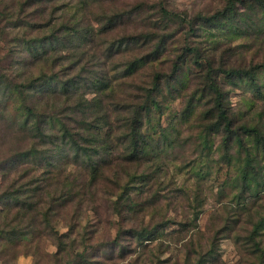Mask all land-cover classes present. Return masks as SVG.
Listing matches in <instances>:
<instances>
[{"label": "rangeland", "instance_id": "374dc122", "mask_svg": "<svg viewBox=\"0 0 264 264\" xmlns=\"http://www.w3.org/2000/svg\"><path fill=\"white\" fill-rule=\"evenodd\" d=\"M14 1L11 14L7 17L0 14V73L8 78L17 70L28 77L44 73H55V77L59 75L58 80L76 77L78 84L75 85L81 87L78 93L85 94L86 79L92 81L106 70L112 79L111 88L105 93L88 92L85 96L90 100L103 99L108 107L118 102L117 105L126 106L133 97L139 98L137 95L150 87L153 74L171 70L173 61L185 51L186 42L214 49L215 65L243 67L264 61V2L252 9L251 15L258 18L250 20L254 24L251 34L235 37L229 30L225 36L226 30L212 28L194 38L185 33L184 23L167 20L161 15L160 3L169 11H181L192 17L211 14L228 0H52L49 4L53 13L43 15L34 14L30 8L18 14L22 0ZM235 2L238 10H250L245 0ZM138 6L143 10L125 15L123 23L115 30L104 32L106 17ZM16 17L39 23L37 28L42 32L39 30L37 34H48L54 27H60L58 35L66 37L54 42V48H48L47 54L40 58L41 51L36 53L29 45L21 49L16 41L21 35V28L11 21ZM35 27L25 30H31L33 35ZM134 32H149L155 36L170 34L171 37L156 60L141 58L152 50L151 46L139 49L137 45L107 60V43ZM83 53L86 54L81 55ZM76 58L81 60L77 62ZM137 59L139 62L122 76L125 64ZM182 71V82L175 88L174 85L163 87V96H159L165 111L160 119L166 127V136L153 127L158 118L155 112L151 115V126L146 128L155 132L144 158L126 164L121 159L122 144L115 145L107 153L114 163H119L116 178H110L109 171L101 166L98 179L90 183L89 170H85L81 162L67 164L68 147L62 144L59 147L51 145L55 169L48 174L44 172L46 168L44 173L40 169L25 176L20 175L21 171L6 174L0 169L2 264H264V161H259V175L245 188L240 179L244 153L233 146L230 150L233 157L226 162L219 136L212 137L210 150L200 144L204 113L212 105L211 92L205 87V76L199 68L186 62ZM221 80L228 92L227 105L235 124L255 125L264 131V70H259L257 89L245 77L230 82ZM51 82L55 87L57 80ZM45 89L46 94L52 95L44 100H50L46 108L62 112L68 103L66 97L55 94L54 89ZM2 93L0 90V113L7 119L8 115L17 113L22 103L14 94L10 102ZM188 99H192L193 106L184 118L180 111ZM117 116L121 114L111 113L115 125ZM52 133L60 136L57 127ZM119 133L116 131L113 135ZM27 143L29 138L24 133L10 129L7 121H0V160L26 147ZM254 146H251L253 151ZM37 178L43 184L42 192L32 191L31 187L38 183ZM66 183L80 185L77 188L79 196L65 206L58 205ZM124 186L132 189L131 199L136 208L117 213L111 203L116 197L114 193H119ZM13 189H26L31 195L27 200L41 201L38 206L42 211L35 221L32 211L20 221H11L14 211L5 215L9 200L4 199V192ZM20 196L22 198L23 194ZM49 199L54 201L55 208L50 214L44 212L50 204ZM164 221L167 226H162ZM17 225L19 228H10ZM157 225L161 228L152 239L138 233L143 226ZM132 228L135 231L129 233ZM59 233L64 234L62 250H58Z\"/></svg>", "mask_w": 264, "mask_h": 264}, {"label": "trees", "instance_id": "16d2710c", "mask_svg": "<svg viewBox=\"0 0 264 264\" xmlns=\"http://www.w3.org/2000/svg\"><path fill=\"white\" fill-rule=\"evenodd\" d=\"M51 1L22 0L20 1L17 12L21 14L25 8H30L36 15H43L46 12L53 13L54 9L49 4ZM14 2V0H11L7 4L6 0H0V14L5 17L11 14V8ZM263 2L264 0H245L244 3L250 7V10L244 12L238 10L235 0H228L222 8L211 14H198L192 17L181 11H169L161 3L159 9L165 19L184 23L187 27L185 33L194 38L200 37L204 31L212 28L219 31L226 30L225 36L230 30L235 37H238L247 36L254 31V24L250 23V20L257 19L258 17L256 18L251 15L252 9L253 7L261 6ZM141 10H143V7L138 6L131 8L129 11H122L120 14L106 17V20H108L104 25V32L108 33L115 30L119 24L123 23L122 18L125 15H130L134 12L137 13ZM11 21L15 22V26L21 28V35L16 38L21 49H24L27 45L31 48L34 47L36 53L41 51V54H39L40 58L44 54H47L49 51L48 48H54V42L61 41L66 37V35H58L60 27H54L48 34H37L40 30L37 28L38 26L40 27L39 23H31L19 17L13 18ZM33 26L36 27L32 29V35L31 30L26 31L25 29L32 28ZM49 26H52V23ZM74 29L76 32L78 31L77 25L74 26ZM27 35L29 37H26ZM170 37V34L155 36L149 32L124 34L118 39L115 37L107 43V60L111 61L115 55L132 49L135 45L139 49H147L151 46L152 50L145 53L141 58L150 61L156 60L165 50ZM184 50L173 61L170 71L167 73L157 71L153 74L150 87L144 88L143 93L137 95L139 98L133 97L126 106L117 105L119 104L118 102L115 105L113 104L112 107H108V104L104 103L103 99L90 100L85 96L88 92L99 91L105 93L111 88L112 79L106 70L101 72V76H95L92 81L86 79L85 94L82 91L78 93L81 87L75 85L78 84L76 77L58 80L59 75L55 77V73L50 75L44 73L43 75L28 77L25 73H20L17 70L14 76L12 75L8 78L5 73H0V90L3 92L2 94H5L6 96H4L9 101L11 100L10 96L14 94L20 98V102L22 103L18 107L17 113L15 115H8L7 119H4L0 113V121H7L10 129H16L29 138V143H27L26 147L13 151L7 157L0 160V169L6 174L21 171L20 175L25 176L31 171L35 172L40 169L43 172V169L46 168L44 172L48 174L51 170L54 171L55 169L53 163L55 159L52 155L53 148L51 145L59 147V144H62L68 147L67 164L70 166L81 162V166L85 170H89L90 183L98 179L101 166L109 171L110 178H116L115 171H117L116 168L119 166V163H114L108 157L107 153L115 145L122 144L123 155H121V159L126 164L139 162L149 152L153 139L152 135L155 130L160 129V133L166 136V129H164L166 127H163L164 125L161 124L160 119L165 111L159 96H163V87L171 88L174 85L175 88L176 84L182 82L184 75L182 66L186 62H190L195 68H199L204 73L205 87L211 92L212 105L204 113L203 118L205 122L201 130L200 144L210 150L213 145L212 137L219 136L222 157L226 159V162H230L233 157L230 150H232L233 146L235 148L237 147L239 153L245 154L240 174L241 184L245 188L250 186L252 179L256 178L261 170L259 161H264V131L255 125H247L245 123L235 124L234 118L230 113V108L227 105L228 92L224 88L221 79H226L230 82L231 79L245 77L257 89L259 84V70H264V61L251 63L243 67L233 65L227 67L226 65H215L217 62L215 50L203 44H189L186 42ZM17 53L19 54L18 51ZM85 54L83 53L81 55ZM81 58H76L77 62ZM138 62V59L134 62H127L125 64L126 70L121 75L123 76L130 72L131 66ZM54 79L57 82L56 86L52 87L51 81ZM74 85L75 88L72 89ZM180 86H183V84H180ZM45 88L51 91L54 89L55 94H61L66 97L65 100L68 103L62 109V112H51L46 108V103L50 100L46 102L44 100L45 98L49 99L52 95L46 94ZM191 98L194 97L192 96ZM191 102L192 99H188L186 106L180 111L182 117L185 118L191 113L193 106ZM7 105L4 108L9 113ZM114 111H116V115L121 114V117L117 116L116 118V125L114 119L111 118V113ZM155 112L158 118L156 125H153V127L155 126V130L150 132L146 128L151 126V120L153 119L151 115ZM61 113L62 115H60ZM56 127L60 132V136L58 137L52 133ZM116 131L120 133L113 135ZM54 136H56L55 140H53ZM253 145H255L254 151L251 149ZM55 166H57L56 162ZM257 167L259 168L256 169ZM35 181L38 183L34 187H31L32 191L35 192V190L39 189L42 192L43 184L39 183V178L35 179ZM73 187H76V190ZM78 187L80 185L66 183L65 192L60 193L61 195L57 204L65 206L77 199L79 196ZM132 192L129 186H124L119 193H114L116 197L112 200L111 205L115 212H121L123 209L135 210V203L131 199ZM22 194L23 197L21 198L20 195ZM30 196L26 189L5 191L4 199L9 200L8 204L6 203V207L5 205L2 206V208L5 207V215L9 216L14 211V219H11V221H20L32 211V220L35 221L38 214L42 211V207L40 205L38 206L41 201L27 200ZM49 203L46 210H43L48 214L55 210L54 201L49 199ZM166 221L162 223V226H167ZM10 228L16 229L19 228V225ZM160 228L161 226L158 225L154 227L143 226L138 233L146 239H152ZM134 231L135 229L132 228L129 230V233ZM63 236V233H59L57 236L58 250H62L64 247ZM115 242L117 243L116 240Z\"/></svg>", "mask_w": 264, "mask_h": 264}, {"label": "built area", "instance_id": "2783aa9c", "mask_svg": "<svg viewBox=\"0 0 264 264\" xmlns=\"http://www.w3.org/2000/svg\"><path fill=\"white\" fill-rule=\"evenodd\" d=\"M0 264H2V263L0 262Z\"/></svg>", "mask_w": 264, "mask_h": 264}]
</instances>
